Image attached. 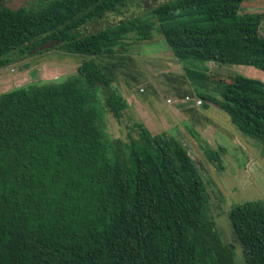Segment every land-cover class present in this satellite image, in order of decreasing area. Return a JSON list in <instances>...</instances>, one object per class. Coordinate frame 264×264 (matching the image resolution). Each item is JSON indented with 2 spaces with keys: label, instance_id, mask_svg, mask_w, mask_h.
I'll return each instance as SVG.
<instances>
[{
  "label": "trees",
  "instance_id": "16d2710c",
  "mask_svg": "<svg viewBox=\"0 0 264 264\" xmlns=\"http://www.w3.org/2000/svg\"><path fill=\"white\" fill-rule=\"evenodd\" d=\"M25 1L0 4V69L51 50L125 53L158 32L181 63L264 72V15L243 13L244 0H166L89 34L80 29L134 1ZM183 73L201 90L215 83L220 99L203 91L198 98L264 149L262 81L184 65ZM127 110L91 59L63 82L0 94V264H237L207 210L206 184L214 182L190 152L193 141L221 171L224 149L193 129L190 139L153 135ZM106 114L125 120V140L108 137ZM228 220L243 264H264V202L238 204Z\"/></svg>",
  "mask_w": 264,
  "mask_h": 264
},
{
  "label": "rangeland",
  "instance_id": "374dc122",
  "mask_svg": "<svg viewBox=\"0 0 264 264\" xmlns=\"http://www.w3.org/2000/svg\"><path fill=\"white\" fill-rule=\"evenodd\" d=\"M133 1L132 4L124 8V19L145 17L144 11H148L149 7L152 5L166 0ZM110 22H113L112 16H108L106 20L103 21V26L109 25ZM93 29L94 28L89 27L90 31ZM260 29L261 35L264 36V28L261 26ZM157 33L158 32H154L153 35H159ZM164 43L163 46L167 47ZM132 44H134V42ZM147 44L150 45L149 42ZM147 44H145V42H139V44H137L142 50L141 55H146L148 53L146 47L150 46H147ZM161 47V45H156L154 51L159 52ZM81 57L82 55L51 50V52L44 55L38 54L13 62L0 69V94L30 84L43 86L46 84L63 82L76 71L77 63L72 61L71 58L77 61ZM91 60L97 65L99 64L97 58H92ZM182 65L203 73L209 71L214 74L217 79H219V77L229 78L233 76H244L259 80L260 73L264 74V72L248 66L194 60L185 61ZM215 88V83L209 81L208 88H204L201 91L215 99H220L219 93L216 90L217 88ZM169 92L170 91L167 90L164 91V98L169 95ZM105 122V131L109 138L126 139L125 120L117 122L110 114H106ZM219 122L226 130V133L217 129L211 134H205L206 136L202 138L206 140L214 150L218 148L224 149V155L221 157L223 166L221 171L215 170L202 157L193 141L191 142L192 145L190 143L188 144L193 148L190 147L192 149L190 151L191 154L196 157V161L201 159L204 162L214 182L213 185L206 182V192L208 194L207 210L215 222L222 240L226 244L235 247L236 263L243 264L240 247L236 242L234 231L228 220V212L232 207L244 202H264V149L255 140L241 134L235 126L232 125L230 119L225 121L219 120ZM169 135L176 137V134L169 133ZM185 142L187 143L186 139ZM204 180H206V177H204Z\"/></svg>",
  "mask_w": 264,
  "mask_h": 264
},
{
  "label": "crops",
  "instance_id": "0c3cea01",
  "mask_svg": "<svg viewBox=\"0 0 264 264\" xmlns=\"http://www.w3.org/2000/svg\"><path fill=\"white\" fill-rule=\"evenodd\" d=\"M25 2V0H8L4 3L15 9L24 5ZM154 6L155 4L149 7L148 11H144V14L147 15L146 13ZM241 8L243 13H262L264 15V0H244ZM123 14L125 11L124 8H121L119 14H107L104 18L85 25L80 29V32L89 34L116 25L124 19ZM108 16H112L113 22L103 26V21ZM261 26L264 28V19ZM89 27L94 29L90 31ZM148 42L150 45L147 44ZM147 43L145 44L150 47H146L148 49L146 55H141V48L134 43L131 46L132 49L125 53L98 56L82 55L77 61L71 59L77 63V68L83 61L97 58L98 66L102 72L112 80L113 86L126 101L127 114L142 122L153 135L172 133L190 139L189 129L195 130L201 137L206 136L207 133L211 134L217 129L226 133L219 120H229V117L211 103L203 101L200 106L195 105L194 100L200 99L198 94H202L201 89L195 87L184 75L182 63L173 57L167 47L163 46L162 36L154 35L152 40ZM156 45L162 46L159 52L154 51ZM49 52L51 51L40 55ZM259 78L264 83L263 73H260ZM165 90L170 91L166 98H164ZM186 96H189L190 100L186 101L184 99ZM167 100L171 102L167 103Z\"/></svg>",
  "mask_w": 264,
  "mask_h": 264
},
{
  "label": "built area",
  "instance_id": "2783aa9c",
  "mask_svg": "<svg viewBox=\"0 0 264 264\" xmlns=\"http://www.w3.org/2000/svg\"><path fill=\"white\" fill-rule=\"evenodd\" d=\"M184 99L186 101H188V100H190V97L186 96V97H184ZM170 102H171L170 100H167V103H170ZM194 103H195L196 106H200L202 104V101H201V99H195Z\"/></svg>",
  "mask_w": 264,
  "mask_h": 264
},
{
  "label": "water",
  "instance_id": "95a60500",
  "mask_svg": "<svg viewBox=\"0 0 264 264\" xmlns=\"http://www.w3.org/2000/svg\"><path fill=\"white\" fill-rule=\"evenodd\" d=\"M6 0H0V4H3Z\"/></svg>",
  "mask_w": 264,
  "mask_h": 264
}]
</instances>
